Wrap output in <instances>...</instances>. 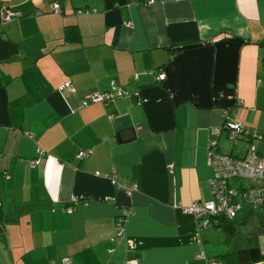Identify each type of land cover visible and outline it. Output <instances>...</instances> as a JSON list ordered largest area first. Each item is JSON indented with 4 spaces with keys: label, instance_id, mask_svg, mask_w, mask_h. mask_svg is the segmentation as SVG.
<instances>
[{
    "label": "crops",
    "instance_id": "0c3cea01",
    "mask_svg": "<svg viewBox=\"0 0 264 264\" xmlns=\"http://www.w3.org/2000/svg\"><path fill=\"white\" fill-rule=\"evenodd\" d=\"M0 6L22 14L0 25V264H205L200 253L249 264L237 252L264 254V209L200 230L181 209L212 199L207 144L226 116L256 134L264 160V0ZM184 21L199 39L172 44L167 25ZM112 80L127 94L81 104ZM217 143L243 155L225 132ZM38 148L46 156L31 167Z\"/></svg>",
    "mask_w": 264,
    "mask_h": 264
},
{
    "label": "built area",
    "instance_id": "2783aa9c",
    "mask_svg": "<svg viewBox=\"0 0 264 264\" xmlns=\"http://www.w3.org/2000/svg\"><path fill=\"white\" fill-rule=\"evenodd\" d=\"M152 1L147 0V2ZM49 11L60 13V4L57 1L51 2ZM21 15L16 10L0 6V25L19 18ZM164 77L165 74L159 72L156 79L162 80ZM67 85L69 84L65 83L60 89ZM126 94V90L112 80L110 89L90 94L87 99L81 101V104L86 106L89 103L111 100ZM226 118L225 122L211 130L215 137L207 144V161L212 170V175L208 180L212 199L208 203L194 202L187 207L181 208L184 213L194 218L198 230L217 228L221 220H232L242 210L243 206H248L252 210L264 209V160L260 158L252 143V140L257 136L254 132L245 128L241 122L232 120L228 116ZM221 132H225L227 138L234 145L239 144L241 146L243 150L242 156H234L218 150L217 137ZM88 152V150L82 151L77 156L80 159L85 157ZM44 156H46V151L38 148L37 157L30 160V166L35 167L38 165L40 159ZM111 179L114 180L115 175ZM246 181H255L256 183L246 185ZM121 187L127 194L136 190V184L134 183L122 185ZM72 210L73 208L69 207L66 212L70 213ZM128 215H130V212L124 213L118 219L117 225L121 227L123 220ZM121 236L122 232L119 231L117 239L121 238ZM197 258L204 261L205 264H220V262L207 259L203 253H200ZM62 263L70 264V259H62Z\"/></svg>",
    "mask_w": 264,
    "mask_h": 264
},
{
    "label": "trees",
    "instance_id": "16d2710c",
    "mask_svg": "<svg viewBox=\"0 0 264 264\" xmlns=\"http://www.w3.org/2000/svg\"><path fill=\"white\" fill-rule=\"evenodd\" d=\"M166 32L172 44L188 43L199 39L198 27L194 21L168 24ZM237 257L242 263L261 262L264 264V254L258 248L239 251L237 252Z\"/></svg>",
    "mask_w": 264,
    "mask_h": 264
},
{
    "label": "rangeland",
    "instance_id": "374dc122",
    "mask_svg": "<svg viewBox=\"0 0 264 264\" xmlns=\"http://www.w3.org/2000/svg\"><path fill=\"white\" fill-rule=\"evenodd\" d=\"M238 181H240V180H238Z\"/></svg>",
    "mask_w": 264,
    "mask_h": 264
}]
</instances>
